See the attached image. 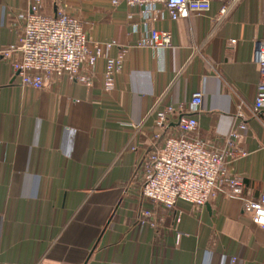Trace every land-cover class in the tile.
Instances as JSON below:
<instances>
[{"label":"crops","instance_id":"obj_1","mask_svg":"<svg viewBox=\"0 0 264 264\" xmlns=\"http://www.w3.org/2000/svg\"><path fill=\"white\" fill-rule=\"evenodd\" d=\"M223 4L176 20L157 5L148 23L169 31L170 44L153 47L137 45L145 19L123 0H41L44 15L65 7L77 17L88 43L115 44L89 84L59 78L35 89L11 82L3 53L20 39L29 0H0V264H264V229L243 209L264 193V112L252 110L262 0H238L219 18ZM120 54L105 91V56ZM195 91L207 146L226 150L239 134L245 154L226 167L242 193H219L197 209L177 200L157 211L156 230L136 224L149 205L132 175L154 134L177 133L178 116L161 129L155 111L186 105Z\"/></svg>","mask_w":264,"mask_h":264},{"label":"built area","instance_id":"obj_2","mask_svg":"<svg viewBox=\"0 0 264 264\" xmlns=\"http://www.w3.org/2000/svg\"><path fill=\"white\" fill-rule=\"evenodd\" d=\"M119 0H111L116 4ZM129 7L142 10L144 34L138 46H168L170 32L158 30L148 23L155 20L152 13L156 6H162L170 20L189 15L202 16L210 10L211 0H123ZM238 0H224L219 10L223 17ZM41 0H29L28 12L20 26V39L9 45L4 56L9 59L11 82L42 88L46 82L66 78L70 81L89 84L97 59L103 49L115 42L105 44L88 43L81 21L59 7L51 16L38 11ZM152 17V18H151ZM263 34L256 41L252 62L259 69L252 110L255 114L264 112V0H262ZM231 42H234L232 40ZM103 89L113 87L114 75L121 67V54L105 56ZM202 93L195 91L189 101L176 106L167 105L155 111V124L163 129L170 127L169 119L178 116L177 133H156L152 140L154 148L144 153L133 175L132 181L139 194L147 201L135 223L147 224L157 229L161 219L159 209L172 210L177 200L188 202L193 209L204 206L217 194L240 197L242 180L228 171L227 159H236L245 154L235 142L239 134L233 131L227 138L228 148H210L197 134L198 123L195 114L200 112ZM243 128L244 123H239ZM243 209L252 221L264 229V193L256 200L244 201ZM179 221V217H176Z\"/></svg>","mask_w":264,"mask_h":264}]
</instances>
